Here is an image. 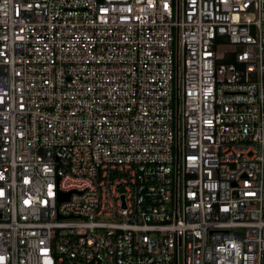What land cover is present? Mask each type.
<instances>
[{
  "label": "built area",
  "instance_id": "2783aa9c",
  "mask_svg": "<svg viewBox=\"0 0 264 264\" xmlns=\"http://www.w3.org/2000/svg\"><path fill=\"white\" fill-rule=\"evenodd\" d=\"M0 264H264V0H0Z\"/></svg>",
  "mask_w": 264,
  "mask_h": 264
}]
</instances>
